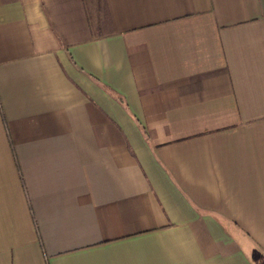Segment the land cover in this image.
I'll return each mask as SVG.
<instances>
[{
  "label": "crops",
  "instance_id": "crops-1",
  "mask_svg": "<svg viewBox=\"0 0 264 264\" xmlns=\"http://www.w3.org/2000/svg\"><path fill=\"white\" fill-rule=\"evenodd\" d=\"M0 264H264V0H0Z\"/></svg>",
  "mask_w": 264,
  "mask_h": 264
}]
</instances>
